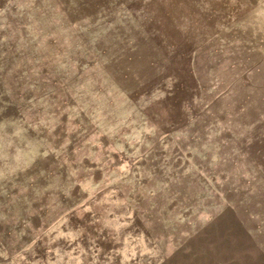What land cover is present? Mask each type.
Returning <instances> with one entry per match:
<instances>
[{"label": "rangeland", "instance_id": "rangeland-1", "mask_svg": "<svg viewBox=\"0 0 264 264\" xmlns=\"http://www.w3.org/2000/svg\"><path fill=\"white\" fill-rule=\"evenodd\" d=\"M0 264H264V0H0Z\"/></svg>", "mask_w": 264, "mask_h": 264}]
</instances>
